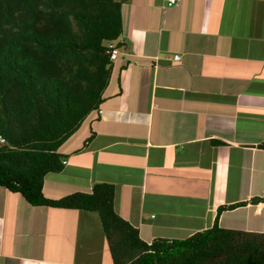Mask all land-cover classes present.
Listing matches in <instances>:
<instances>
[{
    "label": "crops",
    "instance_id": "obj_1",
    "mask_svg": "<svg viewBox=\"0 0 264 264\" xmlns=\"http://www.w3.org/2000/svg\"><path fill=\"white\" fill-rule=\"evenodd\" d=\"M119 1L103 102L61 147L65 168L46 175L44 194L112 183L116 211L147 242L216 222L264 233V0ZM0 264L114 261L97 213L0 186Z\"/></svg>",
    "mask_w": 264,
    "mask_h": 264
},
{
    "label": "trees",
    "instance_id": "obj_2",
    "mask_svg": "<svg viewBox=\"0 0 264 264\" xmlns=\"http://www.w3.org/2000/svg\"><path fill=\"white\" fill-rule=\"evenodd\" d=\"M122 32L119 0H0V186L34 206L97 213L114 264H264V233L217 222L147 242L116 211L112 183L44 194L46 175L65 168L61 147L103 102L114 67L107 43Z\"/></svg>",
    "mask_w": 264,
    "mask_h": 264
},
{
    "label": "built area",
    "instance_id": "obj_3",
    "mask_svg": "<svg viewBox=\"0 0 264 264\" xmlns=\"http://www.w3.org/2000/svg\"><path fill=\"white\" fill-rule=\"evenodd\" d=\"M175 2H177V0H170V5L174 4ZM111 48H114L112 50V54H111V58L115 59L118 55V50L115 48V45L111 43ZM176 58H179V56H176ZM6 142V139L0 135V145L4 144Z\"/></svg>",
    "mask_w": 264,
    "mask_h": 264
},
{
    "label": "clouds",
    "instance_id": "obj_4",
    "mask_svg": "<svg viewBox=\"0 0 264 264\" xmlns=\"http://www.w3.org/2000/svg\"><path fill=\"white\" fill-rule=\"evenodd\" d=\"M177 2H178V0H177ZM177 2H175L174 4H176ZM170 3V0H169V2H168V5L169 6H172V5H174V4H172V5H170L169 4ZM111 43L112 44H114L115 45V48L118 50V55H117V57L115 58V59H112L111 58V60L114 62L117 58H118V56H119V54H120V46H118V43L116 42V41H110V42H108L107 44H108V47H109V49H110V55L112 54V50L114 49V48H111ZM176 56H179V55H176ZM176 56H175V58H176ZM180 57V56H179ZM177 59V58H176ZM6 143V142H5ZM4 143V144H5ZM64 163L66 164V160L64 161Z\"/></svg>",
    "mask_w": 264,
    "mask_h": 264
},
{
    "label": "rangeland",
    "instance_id": "obj_5",
    "mask_svg": "<svg viewBox=\"0 0 264 264\" xmlns=\"http://www.w3.org/2000/svg\"><path fill=\"white\" fill-rule=\"evenodd\" d=\"M86 125V124H85ZM85 125L84 126H82L77 132H78V134H80V133H82V131H83V129H84V127H85Z\"/></svg>",
    "mask_w": 264,
    "mask_h": 264
}]
</instances>
